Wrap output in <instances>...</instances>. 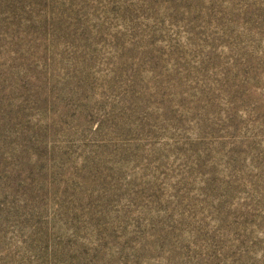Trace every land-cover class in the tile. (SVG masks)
Here are the masks:
<instances>
[{
    "label": "rangeland",
    "instance_id": "rangeland-1",
    "mask_svg": "<svg viewBox=\"0 0 264 264\" xmlns=\"http://www.w3.org/2000/svg\"><path fill=\"white\" fill-rule=\"evenodd\" d=\"M0 264H264V0H0Z\"/></svg>",
    "mask_w": 264,
    "mask_h": 264
}]
</instances>
